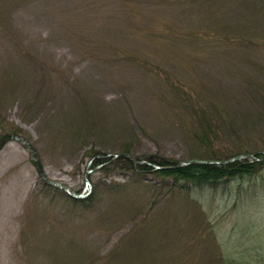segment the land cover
Returning a JSON list of instances; mask_svg holds the SVG:
<instances>
[{"label": "rangeland", "instance_id": "1", "mask_svg": "<svg viewBox=\"0 0 264 264\" xmlns=\"http://www.w3.org/2000/svg\"><path fill=\"white\" fill-rule=\"evenodd\" d=\"M126 1L0 0V136L18 131L47 179L93 196L71 203L8 142L0 264H264V168L188 196L112 156L264 152L245 82H264V0H149L146 20Z\"/></svg>", "mask_w": 264, "mask_h": 264}, {"label": "trees", "instance_id": "2", "mask_svg": "<svg viewBox=\"0 0 264 264\" xmlns=\"http://www.w3.org/2000/svg\"><path fill=\"white\" fill-rule=\"evenodd\" d=\"M148 1L149 0H127L125 3H127L128 5L121 3L123 12L126 14V12L130 10L133 16L135 14V11L137 10L135 9L134 6L143 8L145 9V11L143 13L140 12V14L142 15L141 18L146 20V18L152 14V10L157 9L159 7V4L155 6L153 3H148ZM129 3H131L132 5H130ZM197 3L198 1L196 2L195 0L194 2L192 0H182L184 9L186 8L190 9L194 4ZM245 82H247L246 85L248 87L249 86L251 87L250 91H253L249 95L251 99L254 97H263L264 99V82L263 83L257 82L248 78H245ZM197 112L199 113L198 115L200 119H202L203 116L209 117V115L211 116L215 114L210 109V107L203 108L200 106ZM262 114L264 115V113ZM199 122L202 125V129H205L207 126H209V124H207L206 122H202V121ZM12 133H18V131H12ZM121 152L131 154L129 147L127 146H125ZM244 153H250V152H244ZM253 153L255 155V158L253 160L240 159V160H234L226 164L192 163L181 167H174L178 163V161L163 158L157 154H148V155L143 154L141 156H135L132 153L138 160L143 159L149 164L148 163L134 164L132 161L128 160L127 158L120 156L115 161V164L118 167H122L125 170L133 172L135 175H144L147 173H151L155 177L161 179L163 182L170 181L172 185L180 187L181 193L189 196L192 192L195 193V191H199V192L202 190L216 191L220 185L222 186L224 185L225 188H227V183L229 181L253 175L258 170L264 168V160H257L263 157V152L258 150V151H254ZM237 154H242V153H234V154L229 153L217 157L213 155H207V156L202 155L196 158L207 159V160H225ZM111 158L112 157L107 156L106 153H101L97 151H93L91 156L94 166L109 161ZM65 196H67V198L71 200V203L80 204L83 206L90 205L93 199V196L91 194L84 198H74L67 194H65Z\"/></svg>", "mask_w": 264, "mask_h": 264}, {"label": "water", "instance_id": "3", "mask_svg": "<svg viewBox=\"0 0 264 264\" xmlns=\"http://www.w3.org/2000/svg\"><path fill=\"white\" fill-rule=\"evenodd\" d=\"M11 141H16L18 143H20L24 148H26L27 153L29 155V159L31 161V163L33 164V166L35 167L36 173L37 175L44 181L47 182L49 184H54L58 187H62L64 189L65 192H67L69 195H71L72 197L75 198H82L84 197L83 194H77L75 192H72L69 190V188L64 185V184H60L56 181L47 179L41 162L39 160V157L36 153V150L34 148V146L30 143L29 140H27L25 137H23L20 134H16V133H4L0 136V150L8 143ZM107 156H110L111 154H106ZM113 157H125L128 160L132 161L134 164H140V163H148L143 159L137 160L132 154H128V153H117V154H112ZM255 158L254 153H243V154H237L233 157H230L228 159L225 160H207V159H199V158H193V159H189L186 161H182V162H178L174 167H181L184 165H188V164H210V163H214V164H226L229 162H232L234 160H240V159H249V160H253ZM257 160H264V152H263V157L261 159H257ZM149 164V163H148ZM157 167V166H156Z\"/></svg>", "mask_w": 264, "mask_h": 264}]
</instances>
